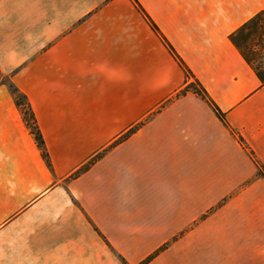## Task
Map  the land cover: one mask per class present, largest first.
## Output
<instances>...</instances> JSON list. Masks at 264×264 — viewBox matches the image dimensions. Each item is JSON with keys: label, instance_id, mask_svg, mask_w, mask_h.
Returning a JSON list of instances; mask_svg holds the SVG:
<instances>
[{"label": "crops", "instance_id": "0c3cea01", "mask_svg": "<svg viewBox=\"0 0 264 264\" xmlns=\"http://www.w3.org/2000/svg\"><path fill=\"white\" fill-rule=\"evenodd\" d=\"M135 1L0 0V264H264V0Z\"/></svg>", "mask_w": 264, "mask_h": 264}, {"label": "trees", "instance_id": "16d2710c", "mask_svg": "<svg viewBox=\"0 0 264 264\" xmlns=\"http://www.w3.org/2000/svg\"><path fill=\"white\" fill-rule=\"evenodd\" d=\"M133 1L136 3L135 0H133ZM254 29H264V13L263 12L256 14L248 22H246L244 25H242L238 29L237 35H238V37L241 36L245 40L248 37V35L251 34L252 30H254ZM232 40H234L233 37H232ZM169 48L173 52V49L170 47V45H169ZM179 62L181 63L182 66H184V64L181 62V60ZM183 68L185 70L186 75L191 76L190 71L185 66ZM256 71H257V74L260 76V78L262 80H264V76H262V73H259V71L257 70V67H256ZM1 80H2V74L0 72V81ZM6 86L9 90V92L14 96L15 102L21 110L22 118L25 121L26 125L28 126L30 133H32L34 140H35L37 146L39 147V149L41 151L42 157L46 161L47 165H49L48 156H47L46 151L44 149L42 137L40 135V132L38 130V127H37L35 119H34V115L32 113V110L30 108V105H29L26 97L16 88V86L12 82L7 81ZM189 90L196 93L198 96H200L206 102H208V104L211 106V108L213 109L215 114L218 116V118L222 122L225 123L224 114L218 109V107L209 98L206 91L201 87V85L197 81H194L193 83H189L188 85H186V87L182 90V92L184 93V92L189 91ZM137 127L138 126L131 128L130 130H128L127 133H131V132L135 131L137 129ZM100 155H101V153H98L96 156H94L93 158L88 160L86 164H84L78 170H76L74 172L73 176H76V175L80 174L81 172L85 171L89 167V165L93 163L94 160H96L98 157H100ZM257 168H258V174L260 176L264 177V167L261 165H257ZM153 255L149 256L148 258H146L145 260H143L139 264H146L153 257ZM123 264H127V263L125 261H123Z\"/></svg>", "mask_w": 264, "mask_h": 264}, {"label": "rangeland", "instance_id": "374dc122", "mask_svg": "<svg viewBox=\"0 0 264 264\" xmlns=\"http://www.w3.org/2000/svg\"><path fill=\"white\" fill-rule=\"evenodd\" d=\"M249 38L245 51L255 67L264 68V29L252 30Z\"/></svg>", "mask_w": 264, "mask_h": 264}]
</instances>
